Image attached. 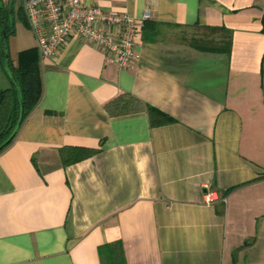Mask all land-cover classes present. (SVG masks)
I'll list each match as a JSON object with an SVG mask.
<instances>
[{
	"label": "crops",
	"instance_id": "obj_1",
	"mask_svg": "<svg viewBox=\"0 0 264 264\" xmlns=\"http://www.w3.org/2000/svg\"><path fill=\"white\" fill-rule=\"evenodd\" d=\"M82 1L149 13L141 59L82 39L40 56L0 153V264H264V0Z\"/></svg>",
	"mask_w": 264,
	"mask_h": 264
},
{
	"label": "built area",
	"instance_id": "obj_2",
	"mask_svg": "<svg viewBox=\"0 0 264 264\" xmlns=\"http://www.w3.org/2000/svg\"><path fill=\"white\" fill-rule=\"evenodd\" d=\"M22 7L44 59H53L72 39L101 49L124 71L141 59L137 37L151 18L149 13L136 18L128 12H107L82 0H22ZM218 199L216 191L206 193V204Z\"/></svg>",
	"mask_w": 264,
	"mask_h": 264
},
{
	"label": "trees",
	"instance_id": "obj_3",
	"mask_svg": "<svg viewBox=\"0 0 264 264\" xmlns=\"http://www.w3.org/2000/svg\"><path fill=\"white\" fill-rule=\"evenodd\" d=\"M17 2L18 0H14L13 8L11 0H2L0 3V66L11 84L10 88H0V145L13 137L11 142L0 150V153L14 141L21 125L39 104L43 95L38 47L20 51L16 60L11 58L8 50V38L15 33V17H19L28 26L22 0H19L18 6H16ZM148 111L151 115L162 116L163 123L175 121L174 118L154 107H148ZM69 151V153H65L63 149L60 151L65 165L83 160L98 152V150L86 149H71Z\"/></svg>",
	"mask_w": 264,
	"mask_h": 264
},
{
	"label": "rangeland",
	"instance_id": "obj_4",
	"mask_svg": "<svg viewBox=\"0 0 264 264\" xmlns=\"http://www.w3.org/2000/svg\"><path fill=\"white\" fill-rule=\"evenodd\" d=\"M2 0H0V3ZM19 0L16 4L18 6ZM1 32V30H0ZM35 41L31 29L19 18L15 17V33L11 34L8 38V50L11 58L16 60L19 50L24 48V45L33 44ZM8 85L7 77L3 74L0 68V88L6 89Z\"/></svg>",
	"mask_w": 264,
	"mask_h": 264
},
{
	"label": "water",
	"instance_id": "obj_5",
	"mask_svg": "<svg viewBox=\"0 0 264 264\" xmlns=\"http://www.w3.org/2000/svg\"><path fill=\"white\" fill-rule=\"evenodd\" d=\"M13 5H14V0H11V7L13 8ZM11 8V9H12ZM18 92H19V90H18ZM20 100H21V105H22V107H23V101H22V98L20 97ZM13 139V137H11V138H9L8 140H6L3 144H1L0 145V150L4 147V146H6L9 142H11V140Z\"/></svg>",
	"mask_w": 264,
	"mask_h": 264
}]
</instances>
